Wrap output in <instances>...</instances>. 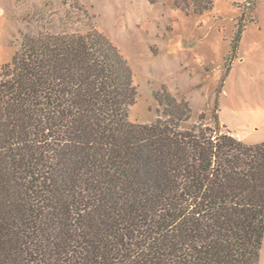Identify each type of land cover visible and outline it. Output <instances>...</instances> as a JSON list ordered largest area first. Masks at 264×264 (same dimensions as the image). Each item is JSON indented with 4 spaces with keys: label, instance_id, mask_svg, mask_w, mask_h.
<instances>
[{
    "label": "trees",
    "instance_id": "16d2710c",
    "mask_svg": "<svg viewBox=\"0 0 264 264\" xmlns=\"http://www.w3.org/2000/svg\"><path fill=\"white\" fill-rule=\"evenodd\" d=\"M136 97L102 33L24 36L0 71V264H259L264 142L183 128L167 91L168 119L131 123Z\"/></svg>",
    "mask_w": 264,
    "mask_h": 264
},
{
    "label": "rangeland",
    "instance_id": "374dc122",
    "mask_svg": "<svg viewBox=\"0 0 264 264\" xmlns=\"http://www.w3.org/2000/svg\"><path fill=\"white\" fill-rule=\"evenodd\" d=\"M0 0V71L25 35L96 30L127 60L137 91L129 121L168 119L167 91L190 109L185 129L264 142V0ZM242 34H239L240 31ZM241 35V36H240ZM240 36L234 51V41ZM222 90L218 106V90ZM264 264V240L260 262Z\"/></svg>",
    "mask_w": 264,
    "mask_h": 264
},
{
    "label": "built area",
    "instance_id": "2783aa9c",
    "mask_svg": "<svg viewBox=\"0 0 264 264\" xmlns=\"http://www.w3.org/2000/svg\"><path fill=\"white\" fill-rule=\"evenodd\" d=\"M229 135H231L230 133H228ZM232 136V135H231ZM234 137V136H233Z\"/></svg>",
    "mask_w": 264,
    "mask_h": 264
}]
</instances>
